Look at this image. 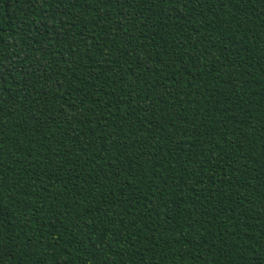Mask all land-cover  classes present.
<instances>
[{"label":"trees","instance_id":"trees-1","mask_svg":"<svg viewBox=\"0 0 264 264\" xmlns=\"http://www.w3.org/2000/svg\"><path fill=\"white\" fill-rule=\"evenodd\" d=\"M0 264H264V0H0Z\"/></svg>","mask_w":264,"mask_h":264}]
</instances>
